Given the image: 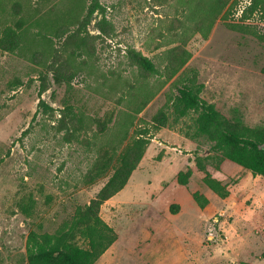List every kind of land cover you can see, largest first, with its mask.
<instances>
[{
	"label": "rangeland",
	"instance_id": "1",
	"mask_svg": "<svg viewBox=\"0 0 264 264\" xmlns=\"http://www.w3.org/2000/svg\"><path fill=\"white\" fill-rule=\"evenodd\" d=\"M99 3L82 30L85 41L71 42L56 30L63 24L76 30L91 0H0V40L9 29L21 35L15 50L0 44V264H28L32 234L67 230L138 138L147 140L142 161L100 210L117 238L97 262L264 264V201L249 196L248 171L222 174L212 153L208 171L232 189L220 208L196 166L212 143L198 133L197 113L178 117L173 105L177 86L195 75L201 97L224 117L264 128V19L252 10L253 0H229L219 14L214 0ZM179 47L188 59L172 74L170 52ZM132 50L158 72L141 76L129 59ZM56 71L65 79L58 82ZM161 113L165 126L155 123ZM179 138L197 146L185 185L192 206L181 216L178 204L168 209L163 201V191L186 170L165 162L189 153ZM240 179L244 189L235 187ZM194 194L213 196L219 208L210 219L179 227L205 209Z\"/></svg>",
	"mask_w": 264,
	"mask_h": 264
},
{
	"label": "trees",
	"instance_id": "2",
	"mask_svg": "<svg viewBox=\"0 0 264 264\" xmlns=\"http://www.w3.org/2000/svg\"><path fill=\"white\" fill-rule=\"evenodd\" d=\"M229 0H214V11L217 14L227 5ZM99 0H91L87 15L83 20L76 19L77 29L68 32L66 24L56 30L59 38L67 36L71 42L85 41L82 30L86 28L91 16L100 9ZM252 10H258L264 19V0H253ZM100 28L106 32L109 24L103 21ZM21 35L13 29L7 30L0 44L5 49L15 50L20 45ZM178 52V53H177ZM168 69L172 74L186 63L188 53L182 47L174 48L171 52ZM181 54V55H178ZM132 65H135L139 74L148 77L158 70L154 62L136 50L129 53ZM264 73V66L262 68ZM59 82L63 78L61 71L55 72ZM202 86L196 83L194 75L177 86V94L173 99L174 112L178 117H184L191 112L197 113L195 123L200 135L207 137L212 143L206 157H196L197 170L202 173V182L221 199L230 195L228 183H224L212 176L208 171L206 161L214 158L218 161V169L224 160H230L255 176L264 177V128H253L238 121L224 117L214 105L209 104L201 97ZM167 116L161 113L155 119L156 125L165 126ZM147 140L138 138L121 156L119 165L114 168L113 174L107 183L100 189L96 197L88 205L77 210V215L67 230L56 234H32V245L28 249V264H99L100 256L116 241V233L100 217L102 205L122 191L127 185L133 171L142 161L146 151ZM107 162V161H106ZM105 162V163H106ZM104 166L97 168L96 173H102ZM193 171L189 168L177 176L180 185H187ZM194 199L200 208L209 204V199L201 194H194ZM84 240V246L78 240Z\"/></svg>",
	"mask_w": 264,
	"mask_h": 264
},
{
	"label": "crops",
	"instance_id": "3",
	"mask_svg": "<svg viewBox=\"0 0 264 264\" xmlns=\"http://www.w3.org/2000/svg\"><path fill=\"white\" fill-rule=\"evenodd\" d=\"M180 139V138H179ZM180 145L184 144V147L187 148V151H189V153H187L186 155L182 154V152H180V154L176 153V154H170L169 156L171 157H168L165 162L167 165L169 166H173V165H176V164H183V168L185 169L186 167V170H188L189 168L193 171V174H194V169L193 167L191 166V164L188 162L190 157L192 156V154L190 153L191 151H193L194 149H196V144L192 141H188L187 139L185 138H181L180 139V142L178 143ZM163 145V144H162ZM227 161L228 160H224L220 166V173L222 174H225V173H228V175H232V174H235L234 172L236 173H239L241 172L243 169L242 167L239 168L240 170H237V171H234V167L230 166V164H227ZM188 162V163H187ZM237 165V164H236ZM184 170V171H186ZM247 171V170H246ZM182 172V171H181ZM180 173V172H179ZM178 173V174H179ZM247 173V176L249 177V180L248 182L246 183V185H248V193L249 196H252L254 197V200L256 202H260V201H264V177H261V176H255L253 175L250 171H248ZM177 174V176H178ZM193 176V175H192ZM216 179L226 183V179L224 178H221L219 176H214ZM245 183H244V179H240L237 183V185L235 187H239L241 186V188L244 189V187L246 186ZM179 187V188H178ZM208 189V188H207ZM210 190V189H208ZM211 191V190H210ZM229 191H230V195L225 198V199H220L221 201V206L220 208H222V206H225L226 204H229V200H230V197H231V192H232V189L229 188ZM212 192V191H211ZM213 193V192H212ZM163 194L165 195V197L163 198V201L165 202H168L169 201V204H168V209H170V205L172 203H176L180 206V211L178 213V215H182L185 211H187L185 209L186 206H192V203H191V197L188 195L187 193V189L185 188L184 185H180L177 181V177H176V180L174 181V184L173 186L171 185H168L166 187V190L163 191ZM214 194V193H213ZM216 195V194H214ZM206 197L209 199V204L205 207L204 211H202V213L199 215V217H197L196 214H194L193 216H190L188 217L189 218V221L188 220H184L182 221V223L179 224V227H186V226H189L190 223L195 219V220H199L198 222H202V221H205L206 220V215L208 216V219L211 218V214H213L214 211H216L219 207H217L214 203H212V198L213 196H207ZM221 212L224 213V210L221 209ZM214 219V218H213ZM214 221H217V218H215ZM178 227V228H179Z\"/></svg>",
	"mask_w": 264,
	"mask_h": 264
},
{
	"label": "water",
	"instance_id": "4",
	"mask_svg": "<svg viewBox=\"0 0 264 264\" xmlns=\"http://www.w3.org/2000/svg\"><path fill=\"white\" fill-rule=\"evenodd\" d=\"M263 148H264V146H263Z\"/></svg>",
	"mask_w": 264,
	"mask_h": 264
}]
</instances>
